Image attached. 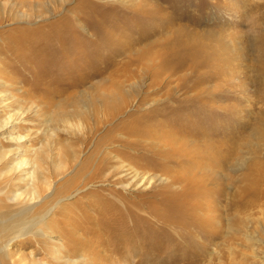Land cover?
<instances>
[{"label":"rangeland","instance_id":"1","mask_svg":"<svg viewBox=\"0 0 264 264\" xmlns=\"http://www.w3.org/2000/svg\"><path fill=\"white\" fill-rule=\"evenodd\" d=\"M88 1L0 0V264H264V0Z\"/></svg>","mask_w":264,"mask_h":264},{"label":"bare ground","instance_id":"2","mask_svg":"<svg viewBox=\"0 0 264 264\" xmlns=\"http://www.w3.org/2000/svg\"><path fill=\"white\" fill-rule=\"evenodd\" d=\"M99 1V0H98ZM113 1H116L118 3H123L124 0H113ZM103 3V2H102ZM111 5V4H110ZM142 5L144 6V4L142 3ZM147 5V4H146ZM102 6H106V4H102V5H98L97 4V0H91V1H88L87 3H85L84 7H80L78 8L79 10V13H80V16L83 15V17L81 18V21L84 23V21L91 23V21L94 22V24H92L93 26L95 27H98L100 24H102L105 20V17L103 19H97L95 21V18H96V9L97 8H100ZM148 11V9L146 10ZM164 11H166L165 9L163 10H160V13L163 14L164 16ZM143 13H150V12H143ZM166 13V12H165ZM157 14V13H156ZM80 21V20H78ZM82 26V25H81ZM119 27V26H118ZM68 28V27H67ZM189 27H186L185 29H182L181 31H178V36H177V43L175 45V49H178V48H183V49H197L198 51V54L201 55L200 58H202V61L198 62V64H196V66L194 67V69H198L205 61H214V57H216L215 59L217 61H219L220 63H223L225 62V54H223V49H224V46L223 44L221 43V41H218V43L216 44V41H215V38H214V35L213 33L209 32V33H205L204 35L202 36H198L196 35L194 32H192L191 30H188ZM71 32H74L72 29H65L64 31H62L60 33V35L62 34L61 37H65V36H68ZM58 33V32H57ZM218 35V34H217ZM50 36V35H48ZM218 38V37H217ZM50 39V38H49ZM110 39L107 40V42H109ZM36 42V41H35ZM41 42V41H40ZM38 42V43H40ZM106 42V43H107ZM74 45V43H73ZM106 44H101L99 49H106ZM96 50V49H94ZM91 51V50H90ZM103 51V50H102ZM59 57V56H58ZM93 60L94 59V56H91ZM90 60V61H91ZM87 63L89 62V59L86 61ZM177 101H184V100H179V99H176ZM164 106V105H163ZM156 111V110H154ZM161 114V112H159ZM150 114L152 113H146V114H142V115H139L141 118H144L146 116H149ZM163 114V112H162ZM138 116V117H139ZM149 117H154L153 115L149 116ZM158 117V116H157ZM137 118V117H136ZM155 118V117H154ZM140 120V119H139ZM159 122V125L157 126L154 121L152 120H145V122L143 121L140 126L138 127V129H133V127H131V124L129 125V128L127 129V132H128V135L132 134L133 136L135 135H144L146 137H149V133L151 135V138L155 141H157L158 143H173V140L175 139L173 136V134H168V136L164 135L163 133H160L158 130L160 129L161 130V127H162V124H163V121H158ZM133 124H136L133 122ZM138 124V123H137ZM164 125V124H163ZM163 130V129H162ZM162 132V131H161ZM165 133V132H164ZM154 134V135H153ZM166 134V133H165ZM127 135V134H126ZM143 136V137H144ZM141 137V136H140ZM145 137V138H146ZM128 139V137H127ZM143 139V138H142ZM173 139V140H172ZM111 140V139H110ZM124 140V139H123ZM113 141V140H112ZM125 141V140H124ZM127 142V141H126ZM132 142V141H131ZM175 143V142H174ZM125 144V143H124ZM129 144V143H128ZM132 144H135V143H132ZM150 145H153V144H149ZM177 145H182L180 143H177ZM221 145V144H220ZM130 146V144H129ZM136 146V145H135ZM171 146V145H170ZM140 147V146H138ZM145 147V146H144ZM186 145H183L182 147L178 148V154L180 153V149L182 148V152L181 153H186L189 148H185ZM146 148V147H145ZM134 149V148H133ZM148 149V148H147ZM149 150V149H148ZM146 151V150H145ZM176 151V152H177ZM174 152V151H173ZM175 152V153H176ZM154 153V152H152ZM156 153V152H155ZM174 153V154H175ZM145 155V154H144ZM153 155V154H152ZM165 155V154H164ZM139 156V154H138ZM181 156V154H180ZM141 157V156H140ZM139 157V158H140ZM143 157V156H142ZM152 157V156H151ZM150 157V158H151ZM105 158V157H104ZM218 160L221 159V155H216V157ZM93 159V158H92ZM152 159V158H151ZM89 160V159H88ZM176 160V159H175ZM104 160L101 161V163H103ZM221 161V160H220ZM89 162V161H88ZM149 162V161H148ZM88 164V163H86ZM101 167L102 164H99ZM105 165V164H104ZM150 165V164H149ZM99 166V167H100ZM103 169V168H102ZM36 198V195L34 196L33 195V198L32 199H35ZM31 199V198H30ZM34 205H32L33 207ZM31 207V208H32ZM30 209V207L28 208ZM147 217V216H144V215H137L134 219H131L129 215H123V214H117V213H108L106 215L101 216L100 218V221H102L104 218L105 220L107 221H116V220H121V224H118V225H111L112 226V230H118L119 227L121 226H124V225H138L139 223H141L142 220H145L144 218ZM109 228V226L107 227ZM22 235H25L24 233ZM122 236V235H121ZM134 235L133 234H130L128 235V237H133ZM19 238V237H18ZM8 248L9 250L11 251V254L12 256H15L16 253L13 251L12 247H11V244L8 245ZM56 260H64V257L63 258H56ZM22 260H18V262L20 263ZM66 262V261H65ZM68 264V262H66Z\"/></svg>","mask_w":264,"mask_h":264}]
</instances>
